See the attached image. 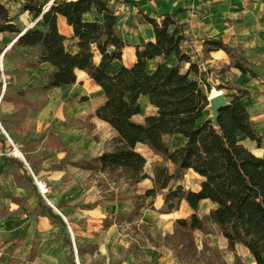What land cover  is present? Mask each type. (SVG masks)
<instances>
[{
  "label": "trees",
  "instance_id": "16d2710c",
  "mask_svg": "<svg viewBox=\"0 0 264 264\" xmlns=\"http://www.w3.org/2000/svg\"><path fill=\"white\" fill-rule=\"evenodd\" d=\"M109 1L22 0L19 7L20 14H28L33 22L38 21L12 47L38 51L36 61L28 68L37 69L40 65L51 68L41 76V90L70 88L76 84L78 73H84L105 98L92 117L115 132L112 150L73 166L91 172L118 173L137 184L147 176L143 172L146 160L136 151V146H145L162 161L170 163L173 172L169 173L167 167L157 168L151 179L153 187L144 195L153 196L167 190L163 198L167 212L177 210L181 202L191 211L187 218L176 220V236L184 239L194 232L206 235L211 224L225 239L230 252L240 246L255 264H264V158L256 157L237 140L241 134L258 148L263 142L262 134L254 128L241 102L247 92L238 87L232 89V97L220 110L216 124L207 120L206 75L199 69L198 60H192L183 49L190 40L185 37L182 26L171 14L153 17L138 8V23L152 27L154 42L135 49L131 67L122 66L116 72H109L110 64L121 62L122 52L128 45L120 34L118 17L109 8ZM89 14L94 15L91 21L84 19ZM59 18L71 29L76 53L65 45L67 39L58 29ZM21 32L0 3V34L17 37ZM202 45L204 54L224 52L232 61V68L264 85L262 74L252 68L240 47L232 48L220 38L204 39ZM95 54L99 57L97 64ZM170 56L177 64H188L185 73L178 67L155 62ZM141 96L148 98L156 114L146 117L143 124H135L131 119L140 114ZM166 136H178L184 143L171 149L163 140ZM189 171L201 178L198 191L184 190L181 186L169 189L171 182L182 181ZM203 201H209L215 208L201 218L198 212ZM39 206V214H47L60 224L66 260L75 264L64 221L50 208Z\"/></svg>",
  "mask_w": 264,
  "mask_h": 264
},
{
  "label": "rangeland",
  "instance_id": "374dc122",
  "mask_svg": "<svg viewBox=\"0 0 264 264\" xmlns=\"http://www.w3.org/2000/svg\"><path fill=\"white\" fill-rule=\"evenodd\" d=\"M0 3L20 31L34 26L30 16L19 13L22 0ZM14 39L12 34H0V99L11 102L8 109L5 103L0 105V264H21L31 246L32 264H69L60 224L47 214H39V204L66 222L75 264H255L240 246L230 252L214 225L208 224L206 235L194 232L184 239L176 236V220L187 218L191 211L181 202L177 210L167 212L163 204L167 190L144 195L147 187H153L151 179L157 168L167 167L169 173L173 172L170 164L144 146L138 149L146 157L143 172L147 179L137 184L118 173L85 172L72 166L73 149H65L58 138L42 127L58 115L64 117L62 123L66 121V128L74 134H89L94 127L89 114L92 105L98 103V96L90 83L84 82L86 75H82L79 88L46 94L38 82H42L47 69L28 68L36 61L38 51L12 47ZM8 46L11 48L4 55ZM209 66L203 67L209 95L222 92L229 101L236 87L232 65ZM26 83L29 87H25ZM60 97L66 101L64 106L54 110L50 104L47 109L50 101L58 104ZM209 115L207 110L205 116ZM101 133L103 141L95 153L112 148L108 135ZM163 140L171 149L181 143L177 137ZM253 146L264 154V141L259 148L255 143ZM55 150L65 152L58 166L49 161ZM33 175L45 184L44 195L38 191ZM178 186L195 190V176L187 172L182 181L171 182L169 189ZM210 210L208 203L201 204L199 217ZM111 213V226L105 229L110 223L105 224L103 217Z\"/></svg>",
  "mask_w": 264,
  "mask_h": 264
},
{
  "label": "crops",
  "instance_id": "0c3cea01",
  "mask_svg": "<svg viewBox=\"0 0 264 264\" xmlns=\"http://www.w3.org/2000/svg\"><path fill=\"white\" fill-rule=\"evenodd\" d=\"M108 6L117 15L120 34L128 43L127 47H125L122 52L121 62H113L110 64L108 68L109 72H116L122 66L131 67L135 62V49L142 48V46L148 42H154L152 27L148 24L138 23V19L140 17L138 13L139 9L145 12L148 16L153 17L166 14L173 15L182 26L185 37L190 40L189 44H185L183 46L184 51L191 57L192 60H198L199 69L202 72H204V64L210 65V68H217L219 66L230 67L232 65L231 60L222 51L211 52L209 54H204L202 51V40L220 38L224 43L232 48L240 47L244 52L246 60L251 63L254 70L262 74L261 78L264 81V0H111L108 2ZM93 17V14H89L84 16V19L91 21L93 20ZM58 29L67 39L65 45L68 50L72 53H76V40L71 39V29L66 25L65 20L62 18L58 19ZM10 48L11 47L8 46L4 49V55ZM205 55L206 59L204 58ZM98 62L99 57L95 54L94 63L97 64ZM155 62L166 66L178 67L181 73H185L188 67V64L185 63L177 64L173 56L156 59ZM42 67L47 69V72L51 71V68L48 65L39 66V68ZM231 71L235 77L236 87L247 92V96L241 99V102L246 107L254 128L262 133L264 137V85L248 75L239 73L232 67ZM82 75L85 76L86 74L78 73L77 82L74 86L70 88L54 89L46 92V94L53 95L55 92H63L77 86L79 88V84L83 81L81 78ZM85 77L87 80L84 82L87 84L90 83L88 85H91L93 92L97 94L99 100L96 105H92L93 108L89 114L91 116V123L94 126L92 131H90L89 134L86 132H76V134H74L73 131L71 132L69 128H66V121L62 123L61 120H64V117L62 118V116L60 117L58 115L52 117V122L47 124V126L42 127L44 130L48 129V133L58 138L65 149H73L75 154L73 160L71 161L75 162L74 164H82L103 153L111 152L112 148L104 149L95 153L98 149L97 145H99V143L102 144L103 141V139H101V131L103 133L105 132L110 140L116 136L115 132L106 123L92 117L95 110L105 102V98L100 88L96 86L87 76ZM38 86L41 88V81L38 82ZM25 87H29L27 83L25 84ZM231 97L232 95L230 96V99ZM2 103H5L7 109L11 105V102L1 101L0 99V105ZM50 104L53 106L52 108L54 110H57V108L64 106L66 101L61 97L59 98L58 104L56 101L53 103L50 101L47 109L51 108ZM139 104L140 114L133 116L131 119V121L135 124H143L146 117L156 114V109L149 104L147 97L141 96L139 98ZM55 113L57 114V112ZM38 126H40V124H38ZM73 135H76L77 137V141L75 140L76 143H74V139L72 138ZM173 137L181 139L178 136ZM96 138L98 139V142L96 141ZM237 140L253 155L264 158V154L260 152L261 150L256 149L253 146V142L246 139L243 135L239 134L237 136ZM182 143H184L183 139H181L180 145ZM1 146L4 147L5 145L2 144ZM139 146L143 145L136 146V151H138L146 160L145 155L138 149ZM60 154L62 155L60 156ZM64 155V151L58 152L55 150L52 154V158L49 160L51 161L50 164L58 166L64 159ZM166 163L170 164L168 162H165V164ZM57 170L58 169H56L55 172ZM77 170H80V168H77ZM82 170L83 169H81V171ZM83 171L91 172L87 170ZM188 173H192L197 181V187L192 191H198L201 178L193 174V172L189 171ZM33 180L40 182L35 175H33ZM43 185L45 186V184ZM146 189L149 190L151 188L147 187ZM204 203H208L211 210L215 208V206L209 201H203L201 204L203 205ZM112 215L113 214L111 213L108 214L107 217H103L104 220L107 219L110 223L107 227H105V229L111 226ZM58 216L62 219L60 215ZM68 229L70 230V227H68ZM33 251L34 246H31L30 250L26 254V260H23L21 264L33 263ZM74 251L76 254L77 250ZM30 256L31 259H28Z\"/></svg>",
  "mask_w": 264,
  "mask_h": 264
},
{
  "label": "water",
  "instance_id": "95a60500",
  "mask_svg": "<svg viewBox=\"0 0 264 264\" xmlns=\"http://www.w3.org/2000/svg\"><path fill=\"white\" fill-rule=\"evenodd\" d=\"M50 5H51V3L47 6L45 11H47V9L49 8ZM37 21L38 20H36L34 22V24ZM31 27L32 26L24 29L19 36L15 37L13 43H15L19 39V37ZM208 103H209L208 110L210 111V115L206 119L210 120L214 124H216L220 110L225 108L228 105V102L226 101V99H225L224 95L222 94V92H217L216 94L209 95Z\"/></svg>",
  "mask_w": 264,
  "mask_h": 264
},
{
  "label": "built area",
  "instance_id": "2783aa9c",
  "mask_svg": "<svg viewBox=\"0 0 264 264\" xmlns=\"http://www.w3.org/2000/svg\"><path fill=\"white\" fill-rule=\"evenodd\" d=\"M35 183H36V186H37V189L39 190V192L42 195H44L46 193L45 186L41 182H37L36 180H35Z\"/></svg>",
  "mask_w": 264,
  "mask_h": 264
},
{
  "label": "bare ground",
  "instance_id": "6f19581e",
  "mask_svg": "<svg viewBox=\"0 0 264 264\" xmlns=\"http://www.w3.org/2000/svg\"><path fill=\"white\" fill-rule=\"evenodd\" d=\"M17 154V153H16ZM194 174V173H193Z\"/></svg>",
  "mask_w": 264,
  "mask_h": 264
}]
</instances>
